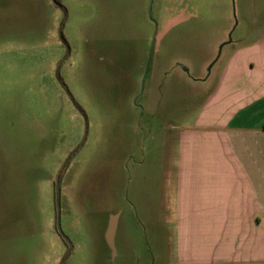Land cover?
<instances>
[{
  "label": "rangeland",
  "instance_id": "1",
  "mask_svg": "<svg viewBox=\"0 0 264 264\" xmlns=\"http://www.w3.org/2000/svg\"><path fill=\"white\" fill-rule=\"evenodd\" d=\"M220 3L0 0V264H178L135 188L222 73Z\"/></svg>",
  "mask_w": 264,
  "mask_h": 264
},
{
  "label": "crops",
  "instance_id": "2",
  "mask_svg": "<svg viewBox=\"0 0 264 264\" xmlns=\"http://www.w3.org/2000/svg\"><path fill=\"white\" fill-rule=\"evenodd\" d=\"M219 1L222 73L197 123L162 141L164 170L141 176L135 196L156 232L174 228L178 264H264V0H234L249 27L229 42L231 0Z\"/></svg>",
  "mask_w": 264,
  "mask_h": 264
},
{
  "label": "water",
  "instance_id": "3",
  "mask_svg": "<svg viewBox=\"0 0 264 264\" xmlns=\"http://www.w3.org/2000/svg\"><path fill=\"white\" fill-rule=\"evenodd\" d=\"M148 15H149V18L151 20V6L149 7ZM153 41H154V38H153ZM222 47H223V45L220 47V49H222ZM152 48H153V42L151 45V50H152ZM149 65H150V58H149L148 64L146 65V70H145V73L143 76V80H142L143 84L145 82V78H146L148 70H149ZM114 231H115V224L113 222H111L109 227H108L107 233H106V241L109 244V246L111 247V249H114V244H113Z\"/></svg>",
  "mask_w": 264,
  "mask_h": 264
}]
</instances>
